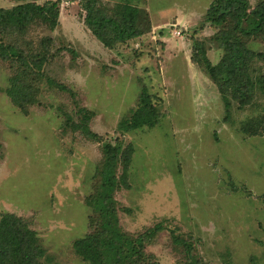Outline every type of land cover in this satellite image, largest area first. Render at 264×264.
Masks as SVG:
<instances>
[{"label":"rangeland","instance_id":"1","mask_svg":"<svg viewBox=\"0 0 264 264\" xmlns=\"http://www.w3.org/2000/svg\"><path fill=\"white\" fill-rule=\"evenodd\" d=\"M57 1V27L38 21L2 36L16 54L0 58V217L27 221L50 264H88L74 243L92 232L87 199L101 189L103 146L121 154L131 146L114 197L123 232L138 236L161 226L145 245L146 264L185 263L172 234L192 242L193 255L206 264H264V93L245 107L227 95L226 121L217 84L193 63L196 40L213 65L224 55L218 30L205 21L213 0H95L105 15L124 4L141 12L143 35L112 49L85 25L87 0L38 4ZM22 2L0 0V8ZM249 2L254 9L261 0ZM247 44L264 53V37ZM23 54L43 59L41 71L33 62L24 66ZM252 68L256 80L264 75L261 59ZM144 90L161 114L158 124L120 131ZM251 119H258L260 135L242 130ZM86 128L103 141L89 138Z\"/></svg>","mask_w":264,"mask_h":264},{"label":"trees","instance_id":"2","mask_svg":"<svg viewBox=\"0 0 264 264\" xmlns=\"http://www.w3.org/2000/svg\"><path fill=\"white\" fill-rule=\"evenodd\" d=\"M23 1L12 8H0V58L10 55V52L16 54L13 47L5 45L2 41V36L7 30L27 31L38 21L52 28L59 24V1L44 5L38 4L42 0ZM86 11L85 25L108 49H112L114 44H123L141 37L144 33L138 26L141 12L132 5L124 4L115 15L109 16L96 9L95 0H87ZM205 21L218 30L216 38L221 42L224 55L218 64L213 65L202 42L196 40L192 61L202 67L217 84L225 102L227 121L232 107L227 95L231 94L239 101L241 107H245L255 101L258 90L264 93V75L258 80L252 75L255 60L261 59L264 62V53H256L247 44L248 39L264 37V0L254 9L251 8L249 0H213ZM229 22L231 25L226 27ZM21 61H24L23 65L27 68L33 62V67L39 71L44 65V60L40 58L29 60L25 56L21 57ZM48 82L61 91L72 93L62 84L51 79ZM15 95V92L11 93V98ZM35 101L36 99H33L32 103ZM16 104L24 109L20 102L18 104V100ZM160 115L151 96L144 90L133 116L120 122L118 127L124 133L144 127L153 128L158 124ZM258 126V119H251L243 124L242 130L251 135H260L261 128ZM86 132L89 138L97 142L103 141L101 136L88 128ZM103 152L106 162L101 189L87 199L88 205L94 211L90 218L92 232L74 243L75 252L88 264H146L150 257L145 254V245L152 235L160 231L161 226L138 236L123 232L119 225L114 197L119 182L125 183L132 160V147H127L121 154L119 147L105 144ZM119 163L124 167V174L120 179L117 175ZM262 200L264 201V196ZM172 235L174 243L185 251L184 264H206L193 255L192 242ZM51 261L38 233L30 228L27 221L12 213L1 215L0 264H50Z\"/></svg>","mask_w":264,"mask_h":264},{"label":"built area","instance_id":"3","mask_svg":"<svg viewBox=\"0 0 264 264\" xmlns=\"http://www.w3.org/2000/svg\"><path fill=\"white\" fill-rule=\"evenodd\" d=\"M182 33V31L181 32H178V34L180 35Z\"/></svg>","mask_w":264,"mask_h":264}]
</instances>
